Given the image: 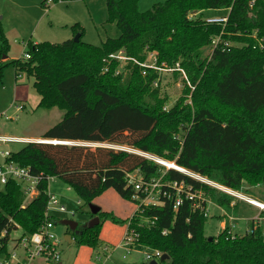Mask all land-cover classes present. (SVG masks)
Wrapping results in <instances>:
<instances>
[{
    "label": "trees",
    "instance_id": "obj_1",
    "mask_svg": "<svg viewBox=\"0 0 264 264\" xmlns=\"http://www.w3.org/2000/svg\"><path fill=\"white\" fill-rule=\"evenodd\" d=\"M138 1L105 0L107 21L116 22L120 31L117 38L94 46L82 40L83 28L75 23L71 29L74 36L79 35L77 41H29L24 51L30 54L29 59H8L9 43L0 23V82L5 67L11 65L15 78L24 73L34 79L32 86L40 97L38 108L63 111L62 120L41 137L44 140L124 146L176 163L236 192H241L245 183L260 186V201L264 203V0H165L145 11L139 10ZM226 9L230 10L222 38L242 45L207 53L222 27L188 19V15ZM120 50L139 61L145 58L144 50L157 51L158 64L179 61L194 87L191 91L185 86L184 94L191 96L180 97L172 107L163 109L166 98L152 88L156 71L149 69L142 76L139 67L128 62L130 73L125 77L115 73L118 61L107 58ZM75 87L86 92L79 114L65 93ZM146 96L151 103L146 102ZM133 120L147 127L132 139L116 138L118 126ZM238 124L244 134L235 129ZM69 144L28 142L11 154L10 160L28 167L41 180L39 194L24 207L18 184L11 181L0 191V233L6 228L10 231L12 222L28 235L38 230L45 221L48 177L61 180L89 206L109 188L130 199L126 173L139 170L144 179H151L165 169L134 151L111 147L91 150ZM198 151L212 156L208 158L211 162H199ZM161 181L183 183L192 191H203L215 204L231 208L229 194L176 169H165ZM163 190L167 195L162 197L161 206L143 207L126 221L139 235L137 244L169 256L162 264H264L260 225L252 222L242 235H232L225 226L209 240L204 230L205 211L194 209L184 195L182 204L174 209L175 190L168 186ZM106 215L101 210L96 214L90 211V219L98 216L99 223L77 233V243L95 249L100 222ZM141 217L150 224L140 225Z\"/></svg>",
    "mask_w": 264,
    "mask_h": 264
},
{
    "label": "rangeland",
    "instance_id": "obj_2",
    "mask_svg": "<svg viewBox=\"0 0 264 264\" xmlns=\"http://www.w3.org/2000/svg\"><path fill=\"white\" fill-rule=\"evenodd\" d=\"M1 1L2 0H0V14L3 16V18H1L0 16V23L9 43V51L7 53V57L15 59L22 57L23 52L28 49L29 41L34 43H37L36 41L60 43L67 39H74L75 36L73 35L71 29L72 25L65 28L66 26L64 25V23L61 22V20H65V18L59 21L56 19H42L40 20V24L37 26V19L39 15L38 9L40 8L43 13L46 12L45 15L49 14L50 10L53 7H56L54 9L59 11L64 7V5L61 4L60 1L50 2L48 8H45V3L47 0H45V2L43 3V6L40 4L44 0H37V2L35 0H11L10 2L6 3ZM157 1L164 2L165 0H154L152 2ZM35 3H37V6L39 8L33 7V4ZM80 3V5L85 10L88 16V6L86 5V1L85 3ZM95 5L96 14L97 16H100L98 17L99 20H97L99 21V23H101L102 21V24L98 25L96 27L97 29L94 28L92 24L89 26L86 25L87 27H84L81 23H79V25L83 28L84 34L82 40L94 46H100L102 42L105 41L107 38H117L120 34V31L116 26V22L107 21L108 13L105 0H99L95 3ZM99 7L100 9H102L100 13H98ZM20 9H22L23 11ZM20 11L24 13L22 18H18V16H16V14H18V12ZM225 13L226 11L210 10L201 12V14L199 15L205 17ZM100 14H102V17ZM50 33H52V35ZM241 45V43L235 44V46ZM151 53H154L157 56V51L144 50V62L150 61L148 60V56ZM207 53H211V47L207 50ZM134 59L139 61L136 58ZM129 62H132L134 65H137L133 61ZM127 63L126 61H122L118 63L116 68V71L119 72L118 74H121L123 77L130 73V68H126ZM176 63L180 62L176 61ZM158 65L168 68L172 67L174 64L169 65L161 63ZM137 66L140 69L141 75L145 76L142 74L141 67L139 65ZM187 76L188 75L186 74V77ZM157 78H159V81L156 85L153 83L152 88H157L159 95L161 97L166 98V102L163 106V109L165 110L172 107L180 97H186L187 95L191 96V93L187 95L184 94L185 86L190 88L191 91H193L194 89V87L190 83L189 78L187 77V79L185 80L182 74L178 71L160 72ZM18 79V84L22 85L23 87L20 98L24 101L21 102L20 100H18L14 105H10V103H12L13 101V86L15 85V80L13 67L11 65H7L3 71L2 81L0 82V134L15 137H43L44 133L47 130H49L59 121L62 120L63 111L59 110L58 108H38L37 104L40 97L32 86L34 79L32 77H28L27 75H24L22 78L20 77ZM65 93L68 94V96L70 97L72 106L76 114H79L80 109L84 105V98L86 93L85 90L75 87L71 90H66ZM145 99L148 103L152 102L151 98L148 96H146ZM188 102L189 104H191L190 101ZM21 105L24 106L23 109L16 108L17 106ZM5 115L8 118H6ZM146 127V123L140 122L138 120H133L132 122L127 121L125 122V126H118L115 137L132 139L136 137L137 134L140 131L144 130ZM235 129L240 133L244 132L241 131L242 127H240L239 124L238 127H236ZM189 131L190 129L188 130V132ZM187 133H185V136L187 135ZM184 138L182 139V145L184 142ZM69 143V145H81L91 150L97 147H114L115 149L123 148L126 150H131L127 147H120L107 142L74 141ZM24 145L25 143H0V151H8L12 154L19 151ZM197 153L199 162L202 160L204 161V163L211 162L208 158H211L212 156L204 155L203 151H198ZM161 166L167 169L166 166ZM165 169H161V172H165ZM209 186L212 187V185ZM216 189L222 191L219 188ZM48 190L50 192H53L54 194H57L60 199L63 197V202L66 204L68 210H76V214L74 216H60L57 214L53 215L55 217V221H57L53 230L60 239V250L62 254L61 264H149V262L144 259L143 255V252H145L147 249H144L142 247H135L133 251H131L130 253H126L123 249H115L116 245H113L114 240L120 237L121 229L125 226L126 221L130 218V216L128 215L132 214V211L135 209L136 203L133 202L131 199L122 198L114 189H107L99 195L101 196L99 202L102 203L104 208H107L105 210H101V212L110 216L106 215L101 220L99 230V243L96 249L92 248V251L90 250L91 248L89 246L77 243V234L73 231H70L66 225L61 223V220L65 219L67 216L68 219L75 220L79 223H85L86 221L84 219L86 217H90L89 206L78 199L73 189L68 188L65 183H63L56 177H51L48 181ZM237 194L247 196L249 198L259 201L263 198L260 186H252L248 183H245L242 187L241 192H237ZM230 196L233 198V201L235 203L239 204L240 202L244 201L239 196ZM93 200L92 203H94ZM256 212H258L257 218L252 221H254L255 224L260 225L264 233V209L260 210L259 208H255L254 206L244 203L240 204V206L238 207V211L235 213L236 217L233 218V221L231 220L232 222L230 229L232 230V233L231 231L230 233L232 235H242L249 231L252 221H248V219L246 218H251L255 216ZM215 214H217V208L215 207V205L209 206L207 220L205 222L204 227L205 235L208 237L216 236L226 226L222 225L223 227H221L222 223L218 220V218L214 216ZM112 217L116 218L117 221H114ZM224 222L225 220L223 221V224ZM20 233L21 232H18L17 234L20 235ZM68 233L72 237L71 243L64 239L65 235ZM106 243L111 244L108 245L111 252L110 258L106 259V257H103L100 261H98L92 253L99 251L100 248L103 247V245ZM123 255L125 257H123ZM31 264L42 263L41 260L37 258L35 259V261L31 262ZM159 264H162V261H160Z\"/></svg>",
    "mask_w": 264,
    "mask_h": 264
},
{
    "label": "built area",
    "instance_id": "obj_3",
    "mask_svg": "<svg viewBox=\"0 0 264 264\" xmlns=\"http://www.w3.org/2000/svg\"><path fill=\"white\" fill-rule=\"evenodd\" d=\"M53 0H47L46 6L49 2ZM230 9H226L225 14L220 15H210L202 17L201 12L191 13L188 15V19L196 20L201 19L206 24H216L221 25L222 31L219 35L215 36L211 41V53L214 49L221 48L225 49L226 47L235 46L236 43L225 41L222 38L223 29L226 26L228 21V11ZM23 59H29L30 54L28 52H23L22 55ZM113 59L118 61V63L122 61H133L137 65L141 67L142 74L146 75L149 69H152L159 74L160 72H171V71H178L182 74L183 78L186 80V73L182 67H180L179 63H175L172 67H164L158 65L157 56L154 53L149 54L148 60L150 61H143L139 62L132 57H128L123 50L117 51L109 55L107 60ZM107 70V69H105ZM119 72L116 71V74ZM21 75L18 73L17 78ZM159 81L157 78L154 82L156 85ZM190 86V84H189ZM17 109H23V106H17ZM6 118H8L5 115ZM177 138V137H176ZM0 143H25L24 138L15 137V136H7L0 134ZM182 145V142H181ZM122 150H126L123 148H119ZM131 151V150H128ZM136 152V151H134ZM142 156L151 158L156 163L161 164V159H157L146 154L136 152ZM11 153L8 151H0V191L4 190L5 187L9 182H15L18 184L23 192L24 201L21 207L26 206L34 197L39 194L38 185L41 180L40 175L32 174L28 167H21L16 162L10 160ZM165 166V165H163ZM167 169L173 168L166 166ZM182 172L191 178L198 180L202 183L212 185L214 188H219L223 192L232 195V196H239L242 200L246 203L263 210L262 208L258 207L254 204L253 199L238 195L236 191L222 187L213 181H209L204 177L199 176L198 174L186 170L182 167L173 168ZM164 172L161 173L158 177H153L151 179H144L139 170H135L130 173L125 174V181L127 186L131 188V195L130 199L136 203V211L137 213H141L143 207L147 206H161L164 203L163 196H166V191L163 190L164 186L172 187L176 193V199L173 205V208L176 209L178 206L182 204L184 195L185 199H188L192 202L194 209H202L205 211V215L207 216V203L209 201L208 197L203 193L201 190L192 191L190 187H185L183 183H176V182H166L163 183L161 181ZM51 177L47 178V181L50 180ZM236 192V193H235ZM48 200L47 206L45 211V221L43 224L38 228L37 231L26 234L24 230L15 222L13 227L9 231L7 228L2 230L0 233V264H31V262L35 261V259H40L42 264H50V263H57L61 264V250H60V239L54 232V226L57 221H55L54 214L57 215H68L74 216L76 214V210L71 209L68 210L66 204L54 193L50 192L48 189L46 191ZM79 203V202H78ZM202 203L206 204V207L202 206ZM67 216V217H68ZM65 219H68V218ZM140 225H148L150 224V220L147 218H140L139 221ZM21 232L20 235L17 233ZM163 234L167 233V230H163ZM139 235L135 231L134 228H131L128 224L127 230L123 236L122 241L115 246V249H123L126 253H130L133 251L135 247H142L147 249L143 252L144 259L148 262L156 261L158 264L161 261V257L164 254L158 249H152L149 247L141 246L137 244ZM96 249V248H95ZM94 256L97 258L98 261L101 258L106 257V259L110 258L111 252L107 245H103L99 251L93 252ZM123 257H125L123 255Z\"/></svg>",
    "mask_w": 264,
    "mask_h": 264
},
{
    "label": "crops",
    "instance_id": "obj_4",
    "mask_svg": "<svg viewBox=\"0 0 264 264\" xmlns=\"http://www.w3.org/2000/svg\"><path fill=\"white\" fill-rule=\"evenodd\" d=\"M11 0H2L1 2H10ZM37 2V0H35ZM40 1V0H38ZM86 1V5L88 6V16L85 12V10L82 8V6L80 5L81 3L80 2H84L85 3ZM99 0H75V1H60L61 4L64 5V7L57 11L55 10L54 8L56 7H53L49 14L45 15V13H43L41 11V9L37 6V3L33 4V7L34 8H39L38 11H39V15H38V23H37V26L40 24V20H44V19H49V20H61L63 18H65V20H61L62 23H64V25L66 26L65 28L69 27L70 25H73V23H81L84 27H87L86 25H93L94 28H96L98 25L102 24V21L101 23H99V18L100 17L99 15L97 16L96 14V11H95V8H96V5L95 3L98 2ZM154 0H139L138 1V8L140 11H145L147 10L148 8H150L152 6V4L154 3H157V2H160V1H157V2H152ZM45 2L42 1L40 5L43 6V3ZM54 2V1H52ZM49 4L50 2L47 4H45V8H48L49 7ZM22 10V9H20ZM46 10V9H45ZM99 12H101L102 9H100V7L98 8ZM17 11V10H16ZM23 11V10H22ZM20 11L18 12V14H16V16H18V18H22V16L24 15V13ZM210 11V10H208ZM212 11H225V10H212ZM27 14V13H26ZM101 17H102V14H100ZM1 18H3V16L0 14ZM98 19V20H97ZM86 29V28H85ZM97 29V28H96ZM73 33V31H72ZM52 35V33H50ZM38 42V41H36ZM9 60H14L15 58H9ZM17 59V58H16ZM13 73H14V80H15V85L13 86V101L12 103H10V105H14L18 100H20L21 102H23L24 100L21 99V92H22V85L18 84L19 82V79L16 77L15 78V70L13 68ZM20 77L22 78L24 75V73H20ZM19 77V78H20ZM39 102V101H38ZM24 108V106H23ZM17 137V136H16ZM20 138H24L25 139V143H28V142H35V141H38L39 139H41V137H28V136H19ZM109 189H112V188H109ZM53 193V192H52ZM57 195V194H56ZM58 196V195H57ZM59 197V196H58ZM101 196L95 198L93 200L94 203H97V204H94L92 203L93 205H95L96 207H98L100 210H105L107 208H104L102 203L99 202V199H100ZM63 197L61 198V200L63 201ZM209 201L207 203V210L209 211V206L211 205H215V207L217 208V214H215L214 216L216 218H218L219 221H221V227H223L222 225H226L229 227H231V222L233 221V218L236 217V212L238 211V207L240 206L241 203H244V204H248L246 202H240L239 204L238 203H235L234 201H232L231 203V208L230 209H226V208H223L217 204H215L211 198H209ZM235 205V206H234ZM250 205V204H248ZM234 206V207H233ZM252 206V205H251ZM256 208V207H255ZM137 207L135 205V209L132 211V214L128 215L130 217H132V215L135 213ZM257 215H258V212H256V215L251 217V218H246L248 219V221H252V220H255L257 218ZM126 216V217H128ZM83 218V217H82ZM90 219V217H86L84 220L87 222L88 220ZM225 220L224 224H223V221ZM232 220V221H231ZM85 222V223H86ZM228 222V223H227ZM254 222V221H252ZM79 223V222H78ZM255 223V222H254ZM80 224H83V223H79ZM127 227H128V224H125V226L121 229V234H120V237L119 238H116L114 240V243L113 245H118L122 239H123V236L127 230ZM231 233H232V230L230 229ZM247 231V230H246ZM71 236V235H70ZM65 240H67L69 243L72 242V237H71V240H70V237H69V233L65 235L64 237ZM104 245H111V244H104ZM90 250L93 251V249L91 248ZM93 254V253H92Z\"/></svg>",
    "mask_w": 264,
    "mask_h": 264
},
{
    "label": "water",
    "instance_id": "obj_5",
    "mask_svg": "<svg viewBox=\"0 0 264 264\" xmlns=\"http://www.w3.org/2000/svg\"><path fill=\"white\" fill-rule=\"evenodd\" d=\"M79 35H75L74 40H78ZM38 143H46V142H41V141H35ZM51 143V142H48ZM52 144H56V143H52ZM64 144V143H63ZM114 148V147H111ZM89 209L92 212V214H96L100 209L98 207H96L95 205L91 204L89 205ZM61 223L66 225L70 231L77 233H80V231L86 227H93L95 225H97L99 223V217L98 216H94L93 218L89 219L86 223H83L82 225H79V223L75 220L72 219H62ZM70 240H71V236L69 234ZM212 237H209V240H211ZM169 260V256L167 254H163L161 257V261H167ZM149 264H158L156 261H151L149 262Z\"/></svg>",
    "mask_w": 264,
    "mask_h": 264
},
{
    "label": "bare ground",
    "instance_id": "obj_6",
    "mask_svg": "<svg viewBox=\"0 0 264 264\" xmlns=\"http://www.w3.org/2000/svg\"><path fill=\"white\" fill-rule=\"evenodd\" d=\"M38 141H41V142H51V143H64V144H69L68 142H64V141H57V140H44V139H39ZM161 164L162 165H165V166H168V167H173V168H179L177 165H175L174 163H171V162H167L165 160H161ZM252 199V198H251ZM254 201V204L257 205L258 207L264 209V203L261 202V201H258V200H255L253 199Z\"/></svg>",
    "mask_w": 264,
    "mask_h": 264
}]
</instances>
